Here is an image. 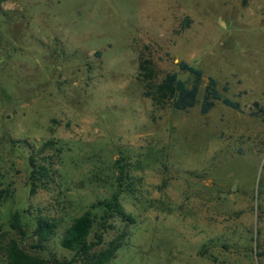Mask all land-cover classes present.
Masks as SVG:
<instances>
[{
  "label": "rangeland",
  "instance_id": "rangeland-1",
  "mask_svg": "<svg viewBox=\"0 0 264 264\" xmlns=\"http://www.w3.org/2000/svg\"><path fill=\"white\" fill-rule=\"evenodd\" d=\"M142 60L155 83L199 68L196 105L146 97ZM208 77L240 112H199ZM253 103L264 110V0H0V264L11 241L70 262L64 231L111 196L132 223L92 211L90 244L123 234L108 264H264Z\"/></svg>",
  "mask_w": 264,
  "mask_h": 264
},
{
  "label": "trees",
  "instance_id": "trees-1",
  "mask_svg": "<svg viewBox=\"0 0 264 264\" xmlns=\"http://www.w3.org/2000/svg\"><path fill=\"white\" fill-rule=\"evenodd\" d=\"M152 63L148 60H142L139 63V78L144 83L146 97H151L152 100L160 106L168 105L176 111L186 112L192 109L196 103L199 93V88L202 82V71L199 68L191 66L183 61L178 62L177 68L181 73L191 75L192 81L189 84L178 77L177 72L168 73L158 82H153L154 71ZM228 92V86L225 84L220 89L217 87L216 81L212 77L207 78L204 86L199 112L202 115L210 112L216 104H221L234 111H241L239 102L230 99L225 94ZM253 107L259 108L257 103H253ZM264 114V110L260 109ZM39 171H45L43 166L39 167ZM39 173V172H37ZM37 186L32 184V193ZM3 193L0 192V202ZM115 196L92 204L88 210L74 219L68 228L64 231L60 239V247L71 253L72 259L70 262H62L56 258L44 259L39 255H30L21 251L17 243L11 241L5 247V258L7 264H108L115 257L116 251L120 248L123 239V234L117 236L113 241H110L106 247L97 249L102 240L99 236L96 245L88 242V237L91 233L95 216L93 210L100 211L105 218L117 217L120 220L130 224L132 219L128 216ZM103 220V219H101ZM103 224L104 221H103ZM50 226L47 223L40 224L41 234L43 231L49 230ZM42 247L39 245V248Z\"/></svg>",
  "mask_w": 264,
  "mask_h": 264
},
{
  "label": "water",
  "instance_id": "water-1",
  "mask_svg": "<svg viewBox=\"0 0 264 264\" xmlns=\"http://www.w3.org/2000/svg\"><path fill=\"white\" fill-rule=\"evenodd\" d=\"M259 114L261 115L262 113H261V112H259Z\"/></svg>",
  "mask_w": 264,
  "mask_h": 264
}]
</instances>
